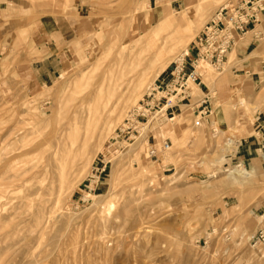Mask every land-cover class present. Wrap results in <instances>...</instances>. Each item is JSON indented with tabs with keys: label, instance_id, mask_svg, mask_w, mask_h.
Masks as SVG:
<instances>
[{
	"label": "rangeland",
	"instance_id": "1",
	"mask_svg": "<svg viewBox=\"0 0 264 264\" xmlns=\"http://www.w3.org/2000/svg\"><path fill=\"white\" fill-rule=\"evenodd\" d=\"M159 1L0 0V134L15 132L4 142L1 166L16 153L14 166L31 168L30 173L37 166L34 159L42 161L40 153L49 150L60 123L108 65L121 56L128 59L151 52L152 41L137 46L141 44L137 40L140 33L157 25L158 17L171 12L180 25L169 26L159 37L174 36L181 26L193 22L192 41L221 6L237 0H199L201 4L198 0H170L171 5L162 6ZM260 28L258 25L245 37L237 36V44L251 40ZM121 41L125 43L115 52ZM183 52L180 49L165 56V70L160 69L162 65L153 70L141 98L158 77L166 76L174 60L185 56ZM205 63L208 72L201 77L212 96L211 115L201 126L194 125V103L204 94L197 85L192 101L179 106L172 121L152 123L153 137L158 143L169 140L166 150L170 153L157 160L150 158L149 133L144 132L137 138L141 144L136 140L122 151H112L116 161L89 200H79L85 197L84 179L115 129L135 108L134 103L97 140L102 123L95 117L98 100L90 97L86 111L64 125L60 136L61 149L71 154L73 164L65 163L63 171L54 172L52 178L48 175L43 185L41 175L36 174L26 182L25 190L12 178L14 170L0 166V201L6 207L0 217V264H9L11 257L10 264H22L23 254H52L56 264H68L71 254H84L81 264H116L119 254H154L167 264H264V250L249 243L264 212V163L250 156L245 160L238 152L241 142L257 134L255 117L264 86L257 93L261 85H236L231 70L237 64L236 48L229 51L228 60L219 69ZM170 192L179 195L171 198ZM21 194L32 199V211L18 199ZM96 196L103 199L99 205H95ZM45 200L50 203L44 215L51 213L39 225L35 222L40 218L37 208ZM126 204L148 226L143 234L125 235L131 224L117 227L115 216ZM22 230L30 235L24 243L19 236ZM38 232L42 233L40 244L35 239ZM74 235L79 241L73 240ZM82 241L83 248L78 244Z\"/></svg>",
	"mask_w": 264,
	"mask_h": 264
},
{
	"label": "bare ground",
	"instance_id": "2",
	"mask_svg": "<svg viewBox=\"0 0 264 264\" xmlns=\"http://www.w3.org/2000/svg\"><path fill=\"white\" fill-rule=\"evenodd\" d=\"M190 1L191 0H187V2H190ZM167 2H170V0H160L159 1V5L162 6L165 3H167ZM199 2L201 4V1H199ZM170 5H171V2H170ZM186 6H187V4H186ZM169 9H171V8H169ZM183 15H184V13L182 14V16ZM158 16H160V12L159 11H158ZM174 16H173V14L171 12L164 13L163 15H161V17H158L157 18L159 20V22L157 23V25H154L153 27L150 26L145 32L139 34L140 37L139 36L136 37V40L139 37V39L137 40V42L140 40L139 43H141L142 41L143 42H148V43H149V41H152L153 48H152L151 52H149V51L147 52V55H143V54L136 55V56L134 55L132 57L130 56L131 58H128V59H126L125 56H121V58L119 60L116 59L117 61L116 62L114 61L115 62L114 64H109L108 63L109 64L108 67L101 74V77L99 78V80L96 83H94V86L89 91H87L80 98V100L75 104V106H73L74 109L71 111L70 116L66 119V121L65 122L63 121L62 123H60V125L57 128V130L55 131V134L53 135V140H50L49 141L50 142V145H51L50 148H49V150H46V151L40 153L41 154L40 159H42V161H39L37 159H34V162L37 164V166L34 167V168H37V169H34L33 168L35 171H32L33 170L32 169L31 172L27 174V171H29L31 168L29 170H28V168H25V166L24 167H21V168H16L14 166V164H13L14 160L16 159V157H15L16 156V153H15V156L12 155L13 157L10 156V158L8 160L6 159L7 161L2 166H3L4 169L5 168H8V169L14 170V173L12 175V178H14V179L17 178V182H20L21 185H22V187L25 188V190H26V184H27L26 182L29 181V179L35 178L37 176L36 174H40L41 175V181H39V182H41L42 185H43V182L46 180V178L48 177V175L52 178V175L54 174V172H57L58 170L63 171V169L65 167V163L67 164V166H68V164H73L74 159L72 158L71 154L68 153V155H67L66 154L67 152H64L61 149V144L59 143L60 136H62V134H63V128H64L63 126L64 125H67L73 119L75 121L78 119L76 117L77 114H80V113L84 112V110L86 108V105L85 104L87 103V101L89 100V98L92 97L93 95L98 100V101H96V104L94 106L95 107L94 108L95 109L94 110L95 111V117L97 119V123L98 124H101L102 123V125H101V131H100V134H99V138L97 140L102 139V137L104 136V134L109 130V128L113 125V123H115V121H117L118 119H121L123 113L126 111V109L130 105H132V103H134L135 105H137L139 99L142 97L141 95L143 93H145V87H146V85H147V83L149 81V78H150L151 73L158 66H161L163 64V62L165 61V56L170 55V54H174V53L178 52L180 49H184V52L181 53L182 55H186L187 53H189L188 49L190 47L191 42L193 41V40L192 41L190 40V38H192L191 37V31L193 29V22H190V23H188L185 26H181L180 28L178 27L179 28L178 29V32L175 31L174 33H177V34L176 35L173 34L174 36H171V37H159V34L161 35V33H162L163 30L166 31L167 28L169 29V26H172L173 27V25H177V26L179 25V23L177 21V17H174ZM179 18H182V17H179ZM183 19H184V17H183ZM172 30H173V28H172ZM168 32H169V30H168ZM126 33L127 32H125V34ZM169 33H171V31ZM162 36H163V34H162ZM133 41H135V40H133ZM121 42L122 43H120L116 47V51L115 52H117V50L119 51V49L122 48V44L125 43L123 41H121ZM131 45H133V44H131ZM131 45H130V48H132ZM141 45H142V43L141 44H138L137 46H141ZM124 46H125V44H124ZM142 48H143V46H142ZM131 55H133V54H131ZM114 56H116V55H114ZM118 57H119V55H118ZM182 59H183L182 57H179V58H177L174 61H181ZM162 67H164V66L162 65L160 69H162ZM162 70H165V69L163 68ZM197 71L201 75L202 74L204 75L206 72H208V68L206 66L205 61H200L199 65L197 67ZM196 86L197 85H193V90H192V94L193 95H195V93H197V87ZM105 98H106V100H105ZM90 110L93 111L92 108H91V106H90ZM89 115H88V118H89ZM237 122H238V120H236V123ZM145 133L148 134L149 133V130H146ZM13 134H15L14 129L11 130V133L8 136H6L5 134H2V133L0 134V156L6 150L5 149L6 148V145L4 144V142L7 139L11 138V136ZM51 141L54 142V143L52 144ZM138 141L139 142L137 144H141L140 140H138ZM13 145H17V144L13 142ZM42 145H43V143L41 145H38V146L41 147ZM159 145H161V143ZM25 151H26V149H25ZM24 153H26V152H23V154ZM167 153H170V152L169 151L167 152V150H165L161 154V156H163V154L165 155ZM18 156H20V155H18ZM137 160H139V159L137 158ZM170 160H171V158H170ZM66 161H69V162H66ZM115 161L116 160L113 161V159H112V164H114ZM58 167H59V169H58ZM60 174H62V173H60ZM113 174H114V172H113V167H112V172H111V175L110 176L112 177ZM27 175H30V176H28L30 178H27ZM63 178H64V176H63ZM51 182L53 183L54 180L51 179ZM134 189H136V188H134ZM22 190H24V189H22ZM176 194L179 195V192L178 193H171L170 192L169 193V195H170L169 197L172 198V196H174ZM2 195L3 194L0 192V197H2ZM22 195L23 194H21V196ZM101 198L102 197H100V196H96V203H95V205H99V204L102 203V200L103 199H101ZM18 199H22L21 200L22 204H24L26 206V207L23 206L24 208H29V210L32 211L33 205H34V203L31 204V202H32L31 200L32 199H29L27 195H23L22 198H18ZM27 199H29L30 202L29 201H26ZM45 201H42V202H45ZM47 202L50 203L49 200L46 201L45 204L44 203H41V201H40L41 205L37 208V212H38V215L40 216V218H38L39 216L35 217L36 219L38 218V220H36L35 222H38V224L41 223L39 225H42V222L46 221L47 220V217L49 216V213H51V212H49L47 214V216L44 215V213H46V212H44V210H46ZM143 203H144V201H143ZM42 204H44V205H42ZM3 206H5V205L2 203V200H1L0 201V217L2 216L1 215V210H3V209L5 210L6 209V207L3 208ZM43 206H45V209L43 208ZM53 206H52V208H54V209H55V207H57V206H55V207H53ZM113 206L114 205H112V207ZM52 208H49V210L52 209ZM88 209L90 210V208H87V210ZM121 210L118 211V213L115 216L116 221L118 220L117 222H119V224L117 225V227L118 226H120V227L123 226L124 227L127 224L128 225L131 224L130 225L131 227H128L125 230V235L130 236L131 234L134 235L136 233L137 234L138 233L139 234H143L146 231V228L148 226H144V223L142 222V220L139 219V218H137V217H135L136 214L135 213H132L130 211L131 210V206H129V205L126 204L125 207L123 208V210L122 211ZM26 213H28V211H26ZM50 215L52 216V214H50ZM53 215H55V210H54V214ZM73 215L74 216H78V214H73ZM12 217L14 218L15 215L12 216ZM12 217L10 218V220L12 219ZM105 218H106V215L104 217V220H105ZM12 220H14V219H12ZM52 220H54V219H52ZM8 221H9V219H8ZM9 224H10V221H9ZM38 224H36V227L37 228L39 227V226H37ZM34 228L32 227V230ZM41 229L43 230L42 227H41ZM118 229H117V231H118ZM133 229H134V231H133ZM23 230H24V228H23ZM29 230L31 231L30 228H29ZM2 231H4V230H2ZM22 231H20L22 234L20 233L19 236L20 235L22 236L21 237L22 240H23L22 243H24V240H26V239L28 240V238H29L30 235H28V233H25L24 231L23 232ZM120 231L121 230H119L118 232H120ZM27 232H29V231L27 230ZM15 233H18V232L16 231ZM38 233H39V235L37 234V237L35 239L38 241V244H40V236L42 235V233L41 232H38ZM74 238H76L75 235L73 237V240H74ZM76 240H78V238H76ZM73 244H74V242H73ZM73 244H71V245H73ZM78 244H80V246L83 248V241L81 243H78ZM20 245H21V242H20ZM77 247H79V246H77ZM77 247L75 248L76 250L78 249ZM10 251H13V250H11V248H10ZM13 255H14V253H13ZM10 257H11V254H10ZM23 258H24V261H23L22 264H48V263L49 264H56L55 258L53 257L52 254H23ZM85 258H84V254H71L70 255L71 261L68 264H81ZM116 258H117L116 264H167L166 261H163L160 257H157V255H154V254H119ZM5 259H6V257H5ZM8 259H10L8 261L9 264H10V261H12V257L11 258H8ZM87 259H88V257H87ZM178 264H181V262L178 261Z\"/></svg>",
	"mask_w": 264,
	"mask_h": 264
},
{
	"label": "built area",
	"instance_id": "3",
	"mask_svg": "<svg viewBox=\"0 0 264 264\" xmlns=\"http://www.w3.org/2000/svg\"><path fill=\"white\" fill-rule=\"evenodd\" d=\"M264 12V0H237L221 6L203 29L191 42L189 50L194 54H186L181 61H174L168 66L166 76L158 77L150 91L138 101L130 115L115 129L108 141L105 151L96 157L92 169L84 179V198L87 201L106 179L109 166L112 164V151H122L127 144L137 140L149 130L148 155L156 160L170 146L169 140L160 141L153 137L152 123L158 121L166 125L174 119L179 106L192 101L193 85H198L204 94L194 103V125L201 126L204 119L212 113V96L209 89L205 92L201 74L197 71L200 61H206L218 69L227 61L228 53L235 44L236 37H242L251 24L261 20ZM153 137V138H152ZM255 249L264 250V212L258 229L249 239Z\"/></svg>",
	"mask_w": 264,
	"mask_h": 264
},
{
	"label": "crops",
	"instance_id": "4",
	"mask_svg": "<svg viewBox=\"0 0 264 264\" xmlns=\"http://www.w3.org/2000/svg\"><path fill=\"white\" fill-rule=\"evenodd\" d=\"M258 25L261 28L254 33L255 35L252 36L251 40L238 44L235 41L231 51L236 48L237 64L233 65L231 70L234 74L235 82H237L236 85L250 82L257 86L261 85V88L257 91V93H260L264 86V12H262L261 20L256 24H251L245 34L249 31H254ZM245 34L242 37H245ZM189 53L193 55L194 51L189 50ZM203 89L209 88L204 86ZM242 93L245 95V92ZM255 126L257 130L255 138L241 142L238 152L241 153L245 160L253 157L259 158L264 163V98L257 108Z\"/></svg>",
	"mask_w": 264,
	"mask_h": 264
}]
</instances>
